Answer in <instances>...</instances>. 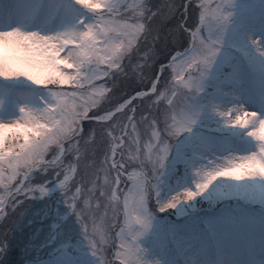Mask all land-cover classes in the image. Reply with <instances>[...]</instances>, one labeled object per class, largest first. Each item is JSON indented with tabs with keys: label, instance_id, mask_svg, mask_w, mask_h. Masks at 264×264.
Wrapping results in <instances>:
<instances>
[{
	"label": "clouds",
	"instance_id": "obj_1",
	"mask_svg": "<svg viewBox=\"0 0 264 264\" xmlns=\"http://www.w3.org/2000/svg\"><path fill=\"white\" fill-rule=\"evenodd\" d=\"M0 10V80L18 86L0 96V264H58L66 221L87 264H264V0ZM30 207L45 223L10 260ZM178 214L191 228L165 233Z\"/></svg>",
	"mask_w": 264,
	"mask_h": 264
},
{
	"label": "rangeland",
	"instance_id": "obj_2",
	"mask_svg": "<svg viewBox=\"0 0 264 264\" xmlns=\"http://www.w3.org/2000/svg\"><path fill=\"white\" fill-rule=\"evenodd\" d=\"M17 87L18 86L11 81L5 82L4 80H0V94H6L9 91H11L12 89H15ZM177 169L178 168L176 167L175 170H177ZM174 217H175V219H182V216L179 214L174 216ZM170 219L171 218L169 216H166V218H164L162 221L163 231L165 233L169 229H172V225L175 223V220L171 219L172 220L171 221ZM166 220L170 222V225L167 223ZM65 231L68 233V235L66 237H61V238H59V239L57 238V239H58L59 246L67 247L70 251L66 250V248L63 249L62 251H59L60 255L57 256L56 259L58 261H60V264H66V261H68V260H72L74 262V264H76L77 261H79V264H87V256L82 257V255H80V254H77V253L73 254L72 253V252H83L84 251V249H83L84 246L80 243V238L78 236H77V239L72 238V232L76 233L75 228H73L71 226L68 229L66 228ZM181 231H185V230H181ZM186 231H188V230H186ZM14 243H17V242L15 241ZM70 243H73V245H70ZM18 246H19V244H17V246H15L14 248L12 247L11 253L9 256L10 258L16 257ZM72 249H73V251H72Z\"/></svg>",
	"mask_w": 264,
	"mask_h": 264
},
{
	"label": "snow or ice",
	"instance_id": "obj_3",
	"mask_svg": "<svg viewBox=\"0 0 264 264\" xmlns=\"http://www.w3.org/2000/svg\"><path fill=\"white\" fill-rule=\"evenodd\" d=\"M7 18H11V13H9ZM6 19L5 13L0 10V23H3ZM5 58L8 57H22L28 61V64L22 65V67L25 70V74H32L35 71H38L42 67V63L44 60V53L38 49V48H32V49H23L22 47H13L10 44L5 45L4 49ZM19 74V73H14ZM146 92L140 93V95H145ZM4 94H0V96H3ZM0 104H2V100H0ZM194 195V193L189 194V199H191V196ZM66 264H74L72 260L66 261Z\"/></svg>",
	"mask_w": 264,
	"mask_h": 264
}]
</instances>
